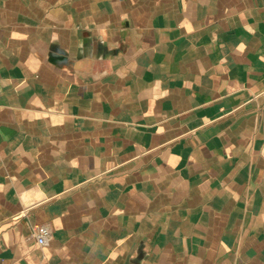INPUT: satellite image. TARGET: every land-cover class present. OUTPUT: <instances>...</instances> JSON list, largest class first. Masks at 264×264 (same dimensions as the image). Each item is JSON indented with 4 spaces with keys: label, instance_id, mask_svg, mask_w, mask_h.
<instances>
[{
    "label": "crops",
    "instance_id": "1",
    "mask_svg": "<svg viewBox=\"0 0 264 264\" xmlns=\"http://www.w3.org/2000/svg\"><path fill=\"white\" fill-rule=\"evenodd\" d=\"M0 264H264V0H0Z\"/></svg>",
    "mask_w": 264,
    "mask_h": 264
},
{
    "label": "built area",
    "instance_id": "2",
    "mask_svg": "<svg viewBox=\"0 0 264 264\" xmlns=\"http://www.w3.org/2000/svg\"><path fill=\"white\" fill-rule=\"evenodd\" d=\"M33 237L41 246H46L53 238V228L48 223L36 224L33 228Z\"/></svg>",
    "mask_w": 264,
    "mask_h": 264
}]
</instances>
